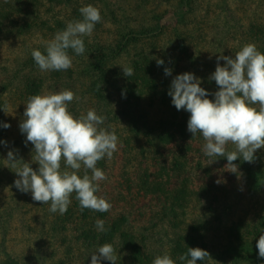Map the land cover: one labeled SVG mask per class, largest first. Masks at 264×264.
I'll return each mask as SVG.
<instances>
[{"label": "trees", "instance_id": "trees-1", "mask_svg": "<svg viewBox=\"0 0 264 264\" xmlns=\"http://www.w3.org/2000/svg\"><path fill=\"white\" fill-rule=\"evenodd\" d=\"M54 1L45 0L43 15L38 14V17L33 15L34 8L30 5L33 14L28 15L34 21L20 27V34L26 31L28 33L33 31L36 34L40 31L42 37L43 32L50 29L55 34L64 29L67 22L81 19L79 9L90 4L85 0V3L82 0H57L59 6H55L51 12L49 20L53 22L49 26L48 20L44 21V18L55 5ZM194 1L198 0H176L184 10L174 16L175 25L172 30L178 44L177 49L190 62L186 64V68L197 77L200 70V61L197 63V60L200 58L196 50L188 52L186 41L190 37L184 31V28L194 21L193 17L196 15L195 7H192ZM15 3H18V0ZM154 31L158 37L161 31L158 32L157 28ZM150 32L153 34L152 29L135 31L126 27L120 33L119 42L112 45L102 41L94 42L91 38L84 37L86 51L79 55V59L78 55L69 50V55L77 57L75 62L83 66L82 72L89 73L90 80L83 83L85 86L82 88H88L93 100L103 102V105L108 107L97 112L98 115L103 113L102 116L105 117L104 125L101 126L109 131L114 130L118 136V150L112 159L105 157L97 163V167L107 175V180L101 182L97 195L106 198L112 205L110 211L100 213L85 209L81 212L73 194L72 203L64 215L50 212V205L33 201L31 193H22L15 187L14 181L18 178L15 169L9 165L7 155L2 156L0 172L6 171L3 173L5 177L14 180L12 182L7 180L8 186H2L4 182H0L1 193L11 191L13 194L0 198V254L2 253L5 264H91V254L104 243H111L116 249L117 264H152L156 256L165 252L175 262L182 264L178 257L184 254L188 247H199L208 251L212 260L206 264H264V258L259 257L256 247L260 234L264 233V202H257L255 199L251 203L254 209L252 216L246 217L248 213L244 212L226 218L218 210L222 203L224 209L227 208L230 204L227 200L214 198L212 200L214 203L206 200L194 205L190 200L197 196L188 198L193 185L198 186L205 194L210 193L213 190L210 186H214L215 183L213 179L225 186L221 181L231 180L235 183L236 173L228 172L225 168L228 163L226 157L218 158L211 163V158L203 154L202 136L197 133L192 137L187 130L189 117L180 121L175 118L174 112L177 109L172 105L170 96V102L163 101L167 105L154 109L153 88L161 73L145 66L147 55L141 58L136 56L130 60L134 75L125 77L127 82L122 84L123 95L121 93L118 96L120 100L108 97L115 90L113 86H116L110 80V65L128 54L130 43L138 41L141 36L148 37ZM259 37H264V34H259ZM254 40L252 42L263 53L264 46L262 47L260 39ZM44 41L46 40L33 44L31 52L33 49L44 52ZM149 55L154 61L156 53ZM30 60L35 63L32 56ZM26 65L27 59L20 64V69ZM143 68L147 69L141 70ZM70 69L71 71L67 73L69 75L74 73L75 67ZM16 73L14 72V75ZM155 74H158V78ZM179 74L182 73L177 75ZM122 76L123 74H119V77ZM166 76L164 74V78ZM203 83L207 82L202 80L201 86H204ZM42 84L43 79L39 78L33 81L29 88L27 84L22 88L16 86L11 93L14 92L23 105L27 102L28 93H34L33 87L39 88ZM129 84H133L134 87L131 88ZM212 84L213 82H210L209 85ZM213 86L217 87L216 84ZM108 87L112 91L110 94H106ZM169 88L167 87L168 90ZM162 97L165 98V94ZM212 99L214 100V97ZM116 104L118 106H114ZM3 105V102L0 103V106ZM146 108L152 111L145 112ZM95 109L97 111V108ZM163 113L165 115L159 117ZM4 123L6 121L3 108L0 107V141L5 140V144H0L6 146L8 152L13 151L18 159L28 162L34 170H38V165L32 162L34 146L31 143L25 144L26 136L6 139L8 133L5 134ZM27 146V150H24L23 147ZM233 148L231 144L228 145V150ZM263 149L254 153L256 159L253 163L244 162L239 158L233 162L238 165L239 173L249 176L250 184L246 190L248 196L264 190ZM64 167L62 161L61 169ZM127 171L129 175L126 174ZM79 175L83 176V168ZM150 183H156L158 187L151 196L146 197L143 187ZM136 192L137 194L133 196ZM186 193L188 195L184 197ZM198 199L199 197L193 200ZM125 201L129 203L128 206L124 205ZM195 208L202 213L195 214ZM226 211L229 212L228 209ZM97 219L105 222L107 232L97 231L95 226ZM68 223L74 226L71 228L74 233H68ZM78 224H81L80 228H77ZM86 227L89 230H86ZM128 227L133 229L129 230ZM11 228L17 229L19 242L22 244L20 250L11 247L15 241L10 246ZM152 231L156 233L153 234ZM150 234L153 235L148 238ZM157 235L160 240L150 243L149 241ZM221 236L223 239L218 240L217 238ZM159 245H166L167 248H161ZM7 247L11 249H6ZM101 264L111 262L102 260ZM197 264L201 262L198 261Z\"/></svg>", "mask_w": 264, "mask_h": 264}, {"label": "clouds", "instance_id": "clouds-1", "mask_svg": "<svg viewBox=\"0 0 264 264\" xmlns=\"http://www.w3.org/2000/svg\"><path fill=\"white\" fill-rule=\"evenodd\" d=\"M79 12L81 19L67 22L64 29L43 42L44 52L32 50L31 56L41 72L70 69L73 59L69 50L78 56L85 53L84 37L92 35L102 17L100 10L91 4L82 6ZM220 60L225 61L223 66ZM163 64L162 59H157L158 66ZM122 69L124 76L134 75L132 67L122 66ZM164 72L165 75L172 74L169 68ZM209 79L218 87L212 94L214 100L208 98L209 93L200 86L201 80L190 72L173 78L168 95L178 111L185 110L190 114L187 130L192 137L197 133L202 136L203 154L211 158V163L226 157L227 171L237 173L238 165L234 161L239 158L253 163L254 153L264 148V53L254 43H247L234 57L222 54L217 57L215 71ZM74 99L77 97L68 89L28 98L19 129L26 134L25 144L30 142L34 146L32 162L38 165V170L9 151L7 161L18 177L14 185L22 193H31L33 201L50 205L52 213L64 215L73 194L81 212L85 209L108 212L112 205L97 195L107 175L97 163L105 157L112 159L118 150V136L114 130L101 127L105 117L98 115L95 109L74 117L68 110ZM0 107L8 114L6 103ZM3 127L9 128L10 124L4 123ZM230 144L234 146L233 150H228ZM104 223L100 219L95 221L97 231H108ZM256 247L259 257L264 258V233L260 234ZM178 259L182 264H197L198 261L206 264L212 260L210 253L199 247H188ZM102 260L117 264L118 255L111 243H104L91 254V264H101ZM152 264L176 262L165 252L156 256Z\"/></svg>", "mask_w": 264, "mask_h": 264}, {"label": "rangeland", "instance_id": "rangeland-1", "mask_svg": "<svg viewBox=\"0 0 264 264\" xmlns=\"http://www.w3.org/2000/svg\"><path fill=\"white\" fill-rule=\"evenodd\" d=\"M15 1L16 0H0V24L2 25L0 27V103L3 102L8 105V114L3 111V115L6 123L10 124V127L5 129V134L8 133L6 139H19V137L26 136V134L21 133L19 129V124L24 119L23 113L25 103L21 105L17 95L13 92L14 95L11 91L15 89L16 86L22 88L26 84L27 88H29L33 81L35 82L39 78L43 79L42 86L39 88L34 86V93H28L27 100L32 95H44L68 89L73 91L75 97H77V99H74L68 105V110L74 117H79L81 114L86 115L89 109L97 108V111L95 109L96 113L101 108L105 110L108 109L107 106L103 105V102H96L95 99H92L91 92L88 88H82L85 86L83 83L90 80L88 76L89 73L82 72L83 66L81 64L79 66L75 62L77 60L75 55H70L73 59L72 67H75V71L71 75L67 74L71 69L61 72H41L36 64L31 62L30 57L33 44L51 39L54 37V33H52L53 30L50 29V31L45 30L42 37L40 31H37L36 34L33 31L29 33L26 31L20 34V27L34 21V19L28 15V13L33 14V12H31L32 7L34 8L33 15H36V17H38V14L40 16L43 15L45 0H29V3L28 0H18V3H15ZM82 1L84 2V0ZM85 1L97 7L102 17L101 22L95 25L94 31L89 37V39L91 38L94 42L102 41L109 45L116 44L119 42L120 33L122 30H125L126 27H130L135 31L141 29L153 30V34L150 32L148 37L141 36L138 41L130 43L131 47L128 54L123 55L118 61L110 65V80L116 86H113L115 87L113 93L108 87L106 94L112 93L108 97H112L116 101L120 100L118 96L121 95L123 91L122 87L124 85L122 84L127 82L126 76L121 73L123 72L122 66H131L132 63L129 62L133 60L134 57L138 56V58H141L147 55L145 66L154 69V72L159 71L161 73H159L160 78H158V74H155L158 80L153 88L154 95L152 100L154 109H158L161 105H167V103L164 102H170V97L168 95L169 90L167 87H170L171 81L173 80L172 78L178 73L190 72V70L186 68V64L190 62L185 55L180 53L177 49L178 44L176 43L174 31L172 30L175 25L174 16L181 10H184L182 6H180L176 0ZM53 4L55 5L51 7L49 14H47L48 16L46 15L44 18V21L48 20L47 23L49 26H51L53 22L49 20L50 14L54 11L55 6H59L57 0H55ZM192 4V7H195L194 12L196 15L193 17L194 21L192 24L184 28V31L187 32V35L190 37L186 41V45L188 44V52L192 53L193 50H196V54L200 58V60H197V63L200 61V70L197 78L207 82L203 83L204 86H200L204 89L207 88L205 90L209 93L208 98L212 99V97H214L212 94L218 90V87L213 86L216 83L214 80H210L209 77L215 71L217 57L222 54L224 56L234 57V54L239 51L243 45L253 43L252 41H255V38H259L262 47L264 46V37H259V34H264V0H198L192 2ZM30 5H32V7ZM73 5L74 4H72V6ZM155 28H157L158 32L161 31L158 37H156ZM153 53H156L154 61L151 60L152 56L149 55ZM79 58L80 56H78V59ZM25 59H27V65L25 68L20 69V64H22ZM157 59H162L164 64L158 66ZM219 63L223 66L225 61L220 60ZM140 67H142V65ZM165 68H169L172 71V74L167 75L166 78H164ZM181 68H183V70ZM145 69L147 68L141 70ZM14 72H17L16 75H14ZM119 74H123V76L119 77ZM210 82H213L212 86L209 85ZM129 86L131 88L134 87L133 84H129ZM4 88H6V90H4ZM163 94H165V98L162 97ZM114 106H118V104ZM150 111L152 110L146 108L145 112ZM101 115H103V113H101ZM164 115L165 113L159 117H163ZM174 115L176 116L175 118L180 121L183 118L189 117L188 115L190 114L185 110H177L174 112ZM4 141L5 140H3V142ZM29 143L30 142H28V144ZM27 148L28 146L23 147L24 150H27ZM259 150L261 149L257 151ZM7 152L6 146L0 144V158H2V156L5 157ZM3 173H6V171L0 172V182H4L2 186H8L6 185L9 184L7 180L10 182L14 180H9L8 176L5 177ZM126 174L129 175V171H127ZM234 177L236 180L235 183H232L231 180L221 181L225 186L222 185L220 181L217 183L218 180L213 179V182H215L213 183L214 186H210L213 190L206 194L201 192L198 186L193 185L189 190L191 194L188 195V193H186L184 197L187 195L188 198L195 195L197 198L199 197L198 201H196L197 198H192L190 200L194 202V205L199 201H212L214 198L217 200L222 198L221 200H227L230 203L225 209L224 203L220 204V210L218 211L221 212L224 217L227 218L230 215H239L244 212L248 213L246 217L252 216L254 209L251 203H253L255 199L257 202H264V190L255 195L248 196L246 190L250 184V179H248L249 176L237 172L234 174ZM157 187L156 183H150L148 186L143 187V193L146 197H149L157 190ZM10 192L3 191V193H1L0 190V198L6 197L8 194L12 196L13 194ZM198 192L199 194H197ZM135 194H137V192L134 193L133 196H135ZM124 205L128 206L129 203L125 201ZM229 206L230 208H228ZM227 209L229 212L226 211ZM194 210V213L197 215L202 213V211H198L197 208ZM76 226L80 228L81 224ZM72 227H74L72 223H68V233H74V230L71 229ZM166 228L168 229V226H166ZM128 229L132 230L133 228L128 227ZM86 230H89V228L86 227ZM152 232L153 234L156 233L155 231ZM153 234H150L148 238ZM10 238H12L10 246L15 241L16 243L11 247L20 250L22 244L19 242L17 229H12ZM217 239L222 240L223 236ZM158 240H160V238L157 235L156 238L149 242L155 243ZM159 246H161V248H167L166 245ZM6 249L11 248L7 247ZM0 264H5L2 253L0 254ZM176 264L179 263L176 262Z\"/></svg>", "mask_w": 264, "mask_h": 264}]
</instances>
